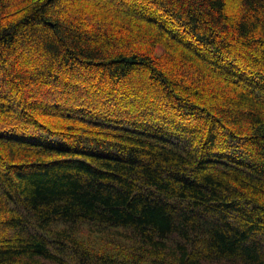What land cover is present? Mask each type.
Wrapping results in <instances>:
<instances>
[{
	"label": "trees",
	"instance_id": "16d2710c",
	"mask_svg": "<svg viewBox=\"0 0 264 264\" xmlns=\"http://www.w3.org/2000/svg\"><path fill=\"white\" fill-rule=\"evenodd\" d=\"M0 264H264V0H0Z\"/></svg>",
	"mask_w": 264,
	"mask_h": 264
}]
</instances>
